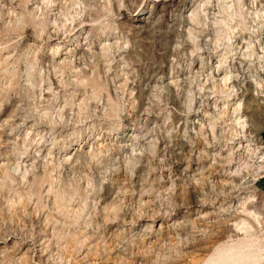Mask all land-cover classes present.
Segmentation results:
<instances>
[{"label":"rangeland","instance_id":"1","mask_svg":"<svg viewBox=\"0 0 264 264\" xmlns=\"http://www.w3.org/2000/svg\"><path fill=\"white\" fill-rule=\"evenodd\" d=\"M50 1L0 0V264H264V108L242 130L208 81L252 74L264 29L229 0Z\"/></svg>","mask_w":264,"mask_h":264},{"label":"bare ground","instance_id":"2","mask_svg":"<svg viewBox=\"0 0 264 264\" xmlns=\"http://www.w3.org/2000/svg\"><path fill=\"white\" fill-rule=\"evenodd\" d=\"M46 1V0H45ZM57 1L66 3L67 0H51L50 3H55ZM72 0H68L67 2H71ZM197 1V0H196ZM236 1V3H235ZM185 2V1H184ZM234 2V3H231ZM230 5L227 6V10L229 12H233L238 9V16L245 23H251L249 29H252L254 33L259 32L261 29H264V0H229ZM193 4V3H192ZM199 4V3H198ZM204 4V3H203ZM50 5V4H49ZM80 5V3H79ZM193 6V5H192ZM198 6V5H197ZM221 6V5H220ZM226 6V5H224ZM81 7V6H80ZM83 7V6H82ZM58 9V8H57ZM59 10V9H58ZM83 10V9H81ZM181 10V9H180ZM223 10V9H222ZM75 11V10H74ZM83 12V11H82ZM11 13V12H10ZM214 13V12H213ZM229 15V14H228ZM66 16V15H65ZM73 16V15H72ZM76 16V15H75ZM204 16V15H203ZM224 16V15H223ZM233 17V16H232ZM65 18V17H62ZM69 18V17H68ZM67 18V20H68ZM72 22L75 21V17L70 18ZM196 19V13L193 11L191 13V20ZM235 19V18H234ZM66 20V18H65ZM223 20V19H222ZM228 20V19H227ZM238 20V19H237ZM221 21V20H219ZM248 21V22H247ZM138 22V21H137ZM224 23V22H223ZM239 25V24H238ZM221 26V25H220ZM241 25L237 26L236 29L240 28ZM62 27V26H61ZM185 29V28H184ZM236 29L234 27L228 28L229 34L226 37H222L221 39L227 40L229 53L237 54L238 50V41L235 39L234 32L232 31ZM224 30V29H223ZM188 31V30H187ZM190 33V32H189ZM60 34V33H59ZM217 34V33H216ZM236 34V33H235ZM186 37V36H185ZM196 37V36H195ZM58 38V37H57ZM64 38V37H63ZM210 38V37H209ZM213 38V37H212ZM62 39V38H60ZM197 39V38H196ZM243 39V38H242ZM241 39V40H242ZM198 40V39H197ZM218 40V39H217ZM243 41V40H242ZM192 43V42H191ZM61 44L63 42L61 41ZM217 45V44H216ZM219 45V44H218ZM246 45V44H244ZM203 48V47H202ZM226 48V47H225ZM221 52V51H220ZM204 53V52H203ZM205 53L210 54V50H206ZM204 53V54H205ZM213 52H211L212 54ZM242 53V52H241ZM230 54V55H232ZM217 55V54H216ZM205 56V55H204ZM222 54L221 57H223ZM226 57V56H225ZM229 57V56H228ZM243 57V56H241ZM225 58L217 61L215 64H211V73H209L208 81L211 80L212 89H217L221 87L220 93L225 95L223 97V101L221 102L224 111H231L234 116L233 119L236 121L237 125L244 130L247 127V120L243 117V111L245 109H252V112L257 113L260 109L264 108V100L263 97H259V95L264 92V70L260 71V68L264 67V56H258V66L255 71L248 75L245 72L241 64H239V68L229 67L228 69H224L225 65H228L224 62ZM214 61V60H213ZM228 61V60H227ZM230 61V60H229ZM250 61V60H249ZM212 62V61H210ZM200 63V62H199ZM256 66V65H255ZM204 69V68H203ZM195 75V74H194ZM199 75V74H198ZM194 77V76H193ZM198 77V76H197ZM200 78V77H199ZM204 78V77H203ZM183 82V81H182ZM207 83V82H206ZM203 84V83H202ZM245 88L244 95L239 96V91ZM203 89V88H202ZM211 90V89H210ZM210 92V91H208ZM242 94V93H241ZM208 96V95H207ZM215 99V101H213ZM221 99V98H220ZM219 100L217 96L213 97L211 100L207 99V103L210 104V101H213V104ZM189 101V100H188ZM201 103V102H200ZM219 103V102H218ZM212 104V105H213ZM206 106V105H205ZM200 107V106H199ZM215 107V106H214ZM218 108V107H217ZM124 138V137H123ZM138 139V138H137ZM136 139V140H137ZM120 143L123 144L126 142V139H119ZM118 140V141H119ZM128 140V139H127ZM129 142V140H128ZM139 143V142H138ZM115 144V143H114ZM116 145V144H115ZM126 145V144H125ZM124 145V147H126ZM135 147V146H134ZM128 148V146H127ZM136 148V147H135ZM132 149V148H130ZM123 150V149H122ZM142 151V150H141ZM134 152V151H132ZM141 154V153H140ZM261 155V154H260ZM261 162H264V152L259 157ZM260 169L262 165L258 166ZM264 178V175L262 176ZM261 177V178H262ZM257 180V178H255ZM195 208V207H194ZM197 215V214H196ZM174 230V229H173ZM180 230V229H179ZM177 237V236H176ZM175 237V238H176ZM178 239V238H177ZM181 240V239H180Z\"/></svg>","mask_w":264,"mask_h":264},{"label":"built area","instance_id":"3","mask_svg":"<svg viewBox=\"0 0 264 264\" xmlns=\"http://www.w3.org/2000/svg\"><path fill=\"white\" fill-rule=\"evenodd\" d=\"M258 163L262 165V168H261V169L259 168V170H258V178H257V180L260 182L261 179H263L262 176L264 175V162H261V160H260V158H259ZM261 177H262V178H261Z\"/></svg>","mask_w":264,"mask_h":264},{"label":"water","instance_id":"4","mask_svg":"<svg viewBox=\"0 0 264 264\" xmlns=\"http://www.w3.org/2000/svg\"><path fill=\"white\" fill-rule=\"evenodd\" d=\"M263 138H264V134H263ZM259 183H260L261 187H263V188H264V178H263V179H261V181H260Z\"/></svg>","mask_w":264,"mask_h":264}]
</instances>
